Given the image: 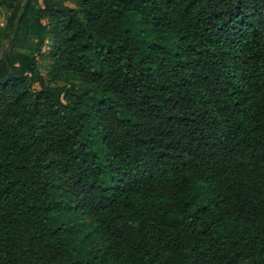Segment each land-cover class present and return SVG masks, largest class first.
<instances>
[{"label":"trees","instance_id":"obj_1","mask_svg":"<svg viewBox=\"0 0 264 264\" xmlns=\"http://www.w3.org/2000/svg\"><path fill=\"white\" fill-rule=\"evenodd\" d=\"M0 8V264H264V0Z\"/></svg>","mask_w":264,"mask_h":264},{"label":"rangeland","instance_id":"obj_2","mask_svg":"<svg viewBox=\"0 0 264 264\" xmlns=\"http://www.w3.org/2000/svg\"><path fill=\"white\" fill-rule=\"evenodd\" d=\"M6 23V12L0 8V24L4 25ZM6 51V44L0 45V58L3 56L4 52ZM50 60L48 58H41L40 59V67L42 74L47 76L48 69H49Z\"/></svg>","mask_w":264,"mask_h":264},{"label":"water","instance_id":"obj_3","mask_svg":"<svg viewBox=\"0 0 264 264\" xmlns=\"http://www.w3.org/2000/svg\"><path fill=\"white\" fill-rule=\"evenodd\" d=\"M13 79V75L10 74V76L8 77L7 81H11Z\"/></svg>","mask_w":264,"mask_h":264}]
</instances>
